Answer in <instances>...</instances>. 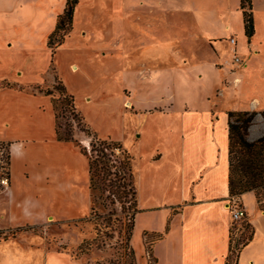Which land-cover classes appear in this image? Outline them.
Here are the masks:
<instances>
[{"label":"crops","instance_id":"0c3cea01","mask_svg":"<svg viewBox=\"0 0 264 264\" xmlns=\"http://www.w3.org/2000/svg\"><path fill=\"white\" fill-rule=\"evenodd\" d=\"M82 1L75 11L76 23ZM252 2L255 33L249 39L241 0H91L86 27L75 28L57 48L58 75L74 95V79L87 91L126 88V100L116 99L117 110L126 120L142 124L135 135L143 138L141 149L135 155L129 150L139 209L131 239L137 264L140 256L142 264H150L151 235H162L150 245L157 264H226L232 242L237 244L229 208L228 112L264 111V0ZM130 15L148 27L150 35L143 42H154L158 50L148 53L146 58L151 59H145L142 69L113 68L109 61L114 53L107 47L121 40L122 26L135 20ZM232 36L238 41L241 65L230 63ZM72 39H79L85 50L65 70L64 48ZM46 47L35 53L26 72L10 68L8 79L52 87L51 50ZM215 77L223 93L232 89L235 94L234 110L223 109L214 100L220 93ZM110 94L105 98L115 99ZM90 95L86 93L82 101L91 103ZM76 103L79 106L78 98ZM257 125L261 128L255 134ZM145 136L155 145L143 146ZM262 136L264 118L258 115L248 139ZM0 142L10 144L11 154L10 184L0 192V264H83V259L61 248L65 236L59 235L58 243L49 242L52 221L84 218L92 204L88 161L69 143L85 163L68 166L67 142L57 139L51 99L0 90ZM238 198L254 231L239 252L238 264H264V211L253 192ZM29 227L33 229L28 231Z\"/></svg>","mask_w":264,"mask_h":264},{"label":"rangeland","instance_id":"374dc122","mask_svg":"<svg viewBox=\"0 0 264 264\" xmlns=\"http://www.w3.org/2000/svg\"><path fill=\"white\" fill-rule=\"evenodd\" d=\"M66 2L67 0H0V77L4 78H0V82L3 80H9L20 84L17 77L8 79L12 75V73H10V68L13 69L15 67L18 73L27 71L30 61L34 60L33 56H35V53L44 48V45L45 47L48 45L49 37L55 31L58 16L64 13ZM80 3L81 0H79L76 8ZM82 4V14L77 23L74 19V28L72 32L75 28L80 30V28L86 27V18L89 16L88 13H86V9H89L92 4L91 0H83ZM129 18L135 20H129L124 27L122 26L121 33L123 35L120 36L121 42L119 40L111 41L113 45L107 47L110 52L112 51L114 53V56H112L113 58H111L112 60H110L109 63L113 68L117 66L122 67V65H127V67L137 65L139 66V69H142V66L145 64V59H151L146 58L148 53L152 51L155 52L158 49L154 47V42L153 44H150L152 42H143L146 35H150L147 32L148 27L146 25L145 27L142 26L133 15H130ZM95 25L96 24H93L92 26ZM158 28H160V26L155 27V29ZM71 33L65 37L63 45ZM95 46L96 45H93L92 47ZM49 49L51 50L50 70L54 75L55 82L52 87H45L41 84L45 89H52L57 83L55 72L57 68L56 64L52 65V49ZM229 49L230 48L228 47V51ZM64 50H66L65 70H67V63L71 61L74 56L81 55L80 50L84 51L85 48L82 44L79 45V39H72ZM67 50H69L70 53ZM126 53H129L127 59ZM30 78H32L31 75ZM62 80L67 87V95L74 96L75 112L70 111L69 107L63 103L64 98L62 97L60 99L58 93L53 96H47L35 88H29L23 92L49 97L52 101V108L56 118V127L59 122L62 126L63 133L70 132V134L73 135V138L78 141L81 146L86 147L87 149L91 148L93 141V136L90 134V131L94 132L99 140L118 142L124 148H126L127 145L129 149L126 148V150H130L134 155L141 149L139 141H142L143 138H138L135 135L140 134V132H138V125L142 127V124L138 120L136 122L126 120V116H122L117 110L116 99L121 100V98H125L126 100V88H117L113 86L110 89L104 88L87 91L81 87V83L77 79H74L76 84L70 83L76 91V95H74L70 91L65 80ZM215 83L218 86L216 90H219L218 92L220 93H217L218 96H215L214 100H216L223 109L234 110L237 106L235 104V94L232 89H228V91L223 93L219 83V77L216 78ZM109 84L112 83L109 82ZM22 85L33 84L26 83ZM2 89L3 88H0V90ZM109 92L111 93L109 97L115 99L107 100L105 98V95ZM86 93L93 94L90 95V98L93 99L91 103H86L85 100V103L82 101V98ZM77 98L79 106H77L76 103ZM54 99H56L58 106L57 112L54 108ZM88 102H90V100H88ZM57 116H59V119ZM87 128H90V131ZM260 128L261 125H257L254 129V133H259L258 131ZM136 140L138 141L137 143H135ZM144 142L145 144L142 145L145 147H151L152 144L155 145V140L152 139L151 141L147 136L144 137ZM67 149L68 166H81V164L83 166L85 161L81 154L77 152L75 153L74 147L70 146L69 143H67ZM70 149H72V151ZM130 154L132 156V153ZM137 155L138 154H136V156ZM68 172L69 170L67 173ZM68 175L70 174H66V178L69 177ZM75 178L80 181L85 180V177L82 178L80 175H76ZM82 192H87V187L84 185L82 186ZM95 195L97 202L95 204V212L93 215L90 210L88 216L78 220L61 223L52 221L51 231L48 235L49 242L51 244L58 243L60 239L59 235L65 236L66 240L63 242L61 248L64 247L65 249L70 250L74 258L83 259V264H137V259L136 262L132 261L131 251L127 247V227L125 229V226L113 224L111 229L106 228L104 225L106 222L104 219L113 218V220H115L117 216H122V205L112 206L108 200V191L99 190ZM261 199L264 202V194ZM131 203L132 202L126 204L128 208L131 207ZM128 211L129 216L126 218V226L130 224V218H133L132 214L134 210H132L131 207ZM237 226L239 225L233 224L232 233H235V229L238 228ZM26 229L29 231L33 228L29 227ZM239 229L240 235L237 240L240 239L241 242L244 243L251 235L252 229H246L245 224ZM147 240H153V236H149ZM72 244L78 245L74 247ZM70 246L71 248H69ZM239 249L240 247H238V249L231 255V264H235ZM141 257L142 256L139 257V263L142 264L143 261Z\"/></svg>","mask_w":264,"mask_h":264},{"label":"trees","instance_id":"16d2710c","mask_svg":"<svg viewBox=\"0 0 264 264\" xmlns=\"http://www.w3.org/2000/svg\"><path fill=\"white\" fill-rule=\"evenodd\" d=\"M79 0H67L64 13L58 16L57 25L55 31L51 34L48 41L49 48L52 49V65L54 63V57L56 49L63 45L65 37L72 32L74 28V16L75 8ZM240 8L244 15L245 33L246 36L251 39L255 33V23L253 15V2L252 0H241ZM55 67V65H54ZM55 71V69H54ZM56 72L57 83L54 88H46L41 84L22 85L14 83L9 80H3L0 82V88L18 89L20 91H26L29 88L38 89L39 92L44 93L47 96H53L56 93L60 95V99L63 97V103L69 107L70 111L75 112L74 96L67 95V87L64 84L62 78ZM54 108L58 111L56 99H54ZM258 115L264 118L263 112L255 111H229V162H230V178L229 188L230 197H238L248 192H253L257 198L259 207L264 211V202L261 199L264 194V136L255 141L248 139L249 129L254 124V121ZM59 119V116H57ZM84 119V118H83ZM88 129V128H87ZM90 129V128H89ZM88 129V130H89ZM90 131V130H89ZM93 136L91 148L81 146L78 141L73 138L70 132H62V126L57 124L56 135L57 139L62 142L74 143L80 149L81 154L87 159L89 174H90V190L92 193V207L91 214L95 212L96 192L108 191V200L112 206L122 205V216L113 220V218L104 219L105 227L111 228L113 224H119L120 226L127 227V247L131 251V258L133 262H136V255L131 245V239L135 228V216L139 212L137 188L135 182V175L133 171V157L130 152L126 150L120 143L114 141H102L99 140L94 132L90 131ZM0 148L6 149V162L7 173L11 176V154L10 144L0 142ZM2 174L0 173V180ZM5 187L0 182V192ZM131 203L133 212V218H130V224L126 226V218L129 216L130 208L127 207V203ZM245 228L250 229L249 222L245 223ZM252 229V228H251ZM254 231L252 229L251 235L246 242H241L239 239L235 247L231 246L230 254L227 257L226 264H231V255L240 247L247 245L252 240ZM153 236V240L148 241V257L150 264H157L156 260L152 256L151 243L161 239L162 235L156 234ZM238 255L236 256L235 264H238Z\"/></svg>","mask_w":264,"mask_h":264},{"label":"built area","instance_id":"2783aa9c","mask_svg":"<svg viewBox=\"0 0 264 264\" xmlns=\"http://www.w3.org/2000/svg\"><path fill=\"white\" fill-rule=\"evenodd\" d=\"M229 44H230V55H231V62L235 65H241L243 64V59L240 54L239 48H238V41L235 36H232L229 38ZM6 149L0 148V173L2 174V178L0 180L1 184L7 188L10 184V178L8 176V171L6 169L7 162H6ZM229 208L231 210V216L232 220L235 224H238V228L236 229V232L234 233L235 237H238L240 235V227L247 223L248 215L246 209L242 206V204L239 201L238 197H232L229 202Z\"/></svg>","mask_w":264,"mask_h":264}]
</instances>
